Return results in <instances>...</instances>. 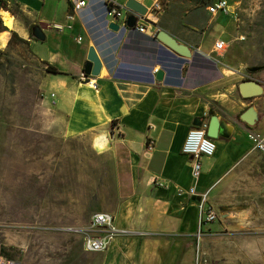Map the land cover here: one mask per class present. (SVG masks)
I'll use <instances>...</instances> for the list:
<instances>
[{
  "label": "crops",
  "instance_id": "obj_1",
  "mask_svg": "<svg viewBox=\"0 0 264 264\" xmlns=\"http://www.w3.org/2000/svg\"><path fill=\"white\" fill-rule=\"evenodd\" d=\"M6 1L17 5L46 33L45 41L34 40L32 47L42 60L60 71L51 72L48 87L56 93L54 111L63 135L72 138L105 132L109 137L110 146L102 153L110 156L114 166L118 205L109 212L114 215L117 233L99 264H192L198 206L197 199L189 194L195 179L191 158L182 151L185 138L198 116L207 128L215 113L227 120L230 135L215 138L217 150L203 158L198 180L199 190H210L213 206L228 203L236 187L250 188V180L240 179L253 178L254 187L262 188L261 179L251 177L248 169L262 153L253 148L248 132L257 129L264 133V78L257 71L246 73L242 66L224 62L231 73L217 64L222 73L219 80L186 86L188 68L197 63L198 47L170 30L168 12L160 14L161 22L154 28L189 44L191 57L179 55L157 37L136 31L128 32L111 53L114 34L104 30L99 0H89L81 10H75L73 0ZM113 1L121 6L127 2ZM139 1L151 7L156 0ZM55 23L64 24L65 29L54 28ZM68 33L75 40L83 37V54L78 60L68 53ZM93 44L104 65L99 76L86 81L81 75ZM207 44L208 39L202 37L201 45ZM126 51L134 55L142 52L137 55L154 62L129 61ZM169 58L177 62L172 68L163 62ZM208 59L201 57L205 64L210 63ZM158 65L164 70V78L154 82L151 70ZM249 78L258 79L263 92L244 98L238 84ZM248 108L253 110L254 124L241 118ZM158 181L166 185L160 186Z\"/></svg>",
  "mask_w": 264,
  "mask_h": 264
},
{
  "label": "rangeland",
  "instance_id": "obj_2",
  "mask_svg": "<svg viewBox=\"0 0 264 264\" xmlns=\"http://www.w3.org/2000/svg\"><path fill=\"white\" fill-rule=\"evenodd\" d=\"M162 1L170 30L198 47L186 86L219 80L217 64L231 73L224 62L242 66L246 73H251L247 67L264 64V0H229L231 11L217 15L208 13L214 0ZM10 6L17 11L7 10L14 15L11 26L5 24L6 9L0 7V35L7 40L0 46V258L22 264H99L104 251L84 250V229L95 212L118 205L112 160L94 148L96 133L67 138L61 132L48 87L51 72L32 47L37 40L33 28L39 24L17 5ZM206 20L209 23L203 24ZM13 31L27 42L14 38L10 43ZM67 35L68 53L78 60L84 44ZM202 37L208 39L207 46L201 45ZM221 39L227 47L217 52L214 44ZM141 53L126 51L125 57L154 62L137 55ZM205 55L211 59L208 64L201 61ZM257 72L264 78V68ZM260 154L248 169L251 177L261 179L262 188L254 187L253 178L240 179L250 180V188L236 187L228 203L215 204L219 218L204 226L201 237L197 231L192 264H264V154Z\"/></svg>",
  "mask_w": 264,
  "mask_h": 264
},
{
  "label": "built area",
  "instance_id": "obj_3",
  "mask_svg": "<svg viewBox=\"0 0 264 264\" xmlns=\"http://www.w3.org/2000/svg\"><path fill=\"white\" fill-rule=\"evenodd\" d=\"M102 9V23L104 30L114 34L112 36V47H115L111 53L121 45L124 36L128 32L148 33L151 36L157 34L155 24L158 22L159 15L165 10V3L162 0H156L153 6L148 7V12L145 15L137 14L138 20L134 28L127 25V20L131 11L125 5L121 6L113 0H99ZM75 10H81L89 5V0H73ZM231 3L229 0H214L208 5V12L211 15H217L221 12L227 13L231 11ZM70 17H73L70 15ZM111 22H116L120 25L118 31L112 30L109 25ZM54 28L64 30L65 25L55 23ZM121 34V35H120ZM82 40V36H78V41ZM227 47L226 41L217 40L214 48L217 52L225 50ZM165 67L172 68L176 61L173 59H163ZM183 67V66H182ZM160 66H154L151 70L154 82H157V72ZM81 78L86 80L85 72H82ZM91 80V79H90ZM53 101L56 100V93L52 92ZM248 137L253 143V148L264 153V133L257 129H251L248 132ZM217 150V144L214 138L208 136L207 127L205 124L192 127L183 144L182 151L189 155L192 163V176L195 183L189 188V194L197 199L198 206V235H203L205 225L214 223L219 218V212L210 202V190H199L198 180L203 172V158L205 156H213ZM158 185L165 186L164 181H158ZM117 233V228L114 224V215L109 211L95 212L89 222L87 229H84V250L87 252H103L107 250L111 241ZM0 264H22L21 261L13 258H0Z\"/></svg>",
  "mask_w": 264,
  "mask_h": 264
},
{
  "label": "water",
  "instance_id": "obj_4",
  "mask_svg": "<svg viewBox=\"0 0 264 264\" xmlns=\"http://www.w3.org/2000/svg\"><path fill=\"white\" fill-rule=\"evenodd\" d=\"M125 6L130 9L131 14L128 17L127 25L130 28H134L136 26L138 16L145 15L148 12V7L140 2L139 0H127ZM109 27L114 30L118 31L120 29V25L116 22H111ZM34 36L37 40L45 41L46 33L40 25H36L33 28ZM157 38L166 46H168L171 50L178 53L183 57H191L192 56V49L191 46L185 42L180 41L178 38L173 36L166 30L159 29L157 32ZM104 65L103 58L99 53L97 47L93 44L90 46L87 62L84 66V72L87 76L86 81H90V79L95 78L101 74L102 68ZM264 68L263 65H254L249 66L247 69L250 72H256L260 69ZM158 80H163L164 78V70L160 69L156 75ZM239 90L241 95L244 98H250L252 96H256L263 92L262 83L256 78H249L242 80L238 84ZM254 113L252 108H248L241 114V118L247 122L248 124H254ZM203 124L202 117H196L193 121V126H201ZM208 136L212 138H218L219 136L230 135L229 126L226 119H221L219 115L216 113L211 116L209 126L207 128Z\"/></svg>",
  "mask_w": 264,
  "mask_h": 264
},
{
  "label": "bare ground",
  "instance_id": "obj_5",
  "mask_svg": "<svg viewBox=\"0 0 264 264\" xmlns=\"http://www.w3.org/2000/svg\"><path fill=\"white\" fill-rule=\"evenodd\" d=\"M5 24L11 26L14 23V15L7 10L2 12ZM94 146L99 152L105 151L110 146V140L107 133L103 132L96 135L94 139Z\"/></svg>",
  "mask_w": 264,
  "mask_h": 264
},
{
  "label": "trees",
  "instance_id": "obj_6",
  "mask_svg": "<svg viewBox=\"0 0 264 264\" xmlns=\"http://www.w3.org/2000/svg\"><path fill=\"white\" fill-rule=\"evenodd\" d=\"M0 7L6 9V10H11L13 13L16 14L17 11L12 10L9 5V3L6 0H0ZM36 26V25H34ZM7 35H8V31H7ZM155 37H157V34L155 35ZM14 38H18L21 42H27V40L21 36H19V34L16 31L12 32V37L10 39V43L12 42V40ZM7 44V40L4 36L0 35V46H5ZM47 63V62H46ZM47 69L52 72V73H60V71L58 70V68L50 63H47ZM214 113V109H211V114Z\"/></svg>",
  "mask_w": 264,
  "mask_h": 264
}]
</instances>
